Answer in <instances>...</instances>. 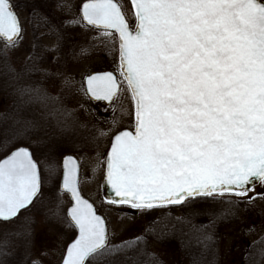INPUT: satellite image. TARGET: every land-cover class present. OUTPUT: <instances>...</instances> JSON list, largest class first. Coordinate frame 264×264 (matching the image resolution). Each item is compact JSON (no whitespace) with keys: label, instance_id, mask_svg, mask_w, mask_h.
Segmentation results:
<instances>
[{"label":"snow or ice","instance_id":"6c2138e0","mask_svg":"<svg viewBox=\"0 0 264 264\" xmlns=\"http://www.w3.org/2000/svg\"><path fill=\"white\" fill-rule=\"evenodd\" d=\"M81 0L74 25L95 30L92 37L118 53L116 71L84 76L82 90L112 110L111 123L132 118L131 129L112 137L105 181L113 195L104 202L140 211L191 204L197 198L227 197L233 208L264 199V0ZM13 0H0V55L7 58L23 39L24 28ZM61 9L70 0H58ZM129 12L134 24L129 23ZM31 15L35 18L37 9ZM49 23L46 17H41ZM59 53L64 37L50 26ZM36 46L34 45V48ZM88 49L81 48L80 55ZM46 57L34 51L25 74L73 78L41 67ZM58 59V57L56 58ZM55 62V61H54ZM15 72L14 68H10ZM19 73H17V76ZM39 89H22V92ZM130 102L125 108L124 100ZM36 125L24 121L14 134L27 137ZM100 136L107 135L103 130ZM17 145L0 158V222L11 223L42 202L45 188L52 207L49 218L75 232L60 264H160L137 248V241L111 242L107 222L81 192L80 163L73 155L58 161L49 152L37 159L33 145ZM251 193V195H250ZM65 194L70 198L65 207ZM235 215L224 211L216 219ZM31 217L18 236L31 235ZM193 230L210 225L184 221ZM205 239L211 240L210 235ZM131 253V254H130ZM8 242L0 243V264H10ZM20 264H42L27 246ZM46 255V254H42Z\"/></svg>","mask_w":264,"mask_h":264},{"label":"rangeland","instance_id":"374dc122","mask_svg":"<svg viewBox=\"0 0 264 264\" xmlns=\"http://www.w3.org/2000/svg\"><path fill=\"white\" fill-rule=\"evenodd\" d=\"M44 1L41 2L42 12L37 11L35 18L31 15L32 11L28 9L17 11L24 28L23 39L15 49L9 51L5 60L10 68L15 69L14 78L19 80V84L22 82L26 87L32 86L34 82L37 83L45 89L42 91L43 97L46 96L54 102L62 103L71 114L76 116L77 126L74 127V132L77 138L76 143L72 144L79 151L75 154L81 162L80 187L83 194L105 216L111 242L118 244L139 238L146 229L147 222L144 211L133 209L130 206L105 205L101 187L105 175L106 154L112 137L118 131L130 128L133 123L132 118L120 116L118 112L119 123L113 126L111 123L112 110L109 108L108 111H105L107 104L91 100L82 90L83 79L87 73L104 70L116 71L118 58L111 55L110 49H106L105 46L101 49L93 48L92 45L96 42L92 39L95 30H86L72 23L79 18L81 0H70L69 9H61L58 6V0ZM41 17H46L49 23H45ZM39 24L44 26L49 24L60 29L64 39L61 42L59 53L44 51L46 46L51 47L56 43V37H53L55 34H50V26L37 30ZM36 39L40 42L38 52H44L46 56L44 60L37 61V63L41 67L50 69L52 73L59 70L70 75L73 78L71 87L63 84L61 76H45L39 72L37 79L28 81L29 85L26 84L27 81L23 82V78H25L23 69L32 64L28 57L36 49V47L34 48ZM0 43L2 46L3 41ZM82 47L88 49L87 55H80ZM57 57L58 59H56ZM17 73H19L18 76ZM13 94H15L13 91H0V158L14 148L15 144L13 143L17 139L12 144L5 142L13 139L14 134L20 126H23L24 121H32L36 125L35 130L38 129L40 135L29 136L28 141L43 142L39 146L33 145V149L38 154L37 159L43 161L51 152V148L47 146L49 136L46 131L47 129H52L51 132L55 131L54 127L47 128L48 125L52 127V122L48 124L49 119L46 118V115H42L40 109L34 107L32 103L22 111L20 103L18 104ZM124 106L130 108V102L127 99L124 100ZM55 121L56 119H54ZM58 124L63 123L55 122L53 126ZM101 130L107 135L100 136ZM54 133L56 134V132ZM57 152L51 153L59 161L63 154H57ZM256 191H264V188L257 185ZM47 197L48 195L45 193L43 201L31 206L30 210L22 212L20 219L11 223L0 222V243L6 240L10 245L11 252L16 256L20 254L23 257L22 253L27 246L31 257L41 261L42 264H60L64 248L74 237V230L66 224L58 222L55 218L48 217L47 210L53 205ZM223 198V205H230L227 203V197ZM64 202L65 207L69 206L70 198L66 194ZM224 209L226 208L224 207ZM234 212L232 221L223 226L224 230L218 244V264H244V257L250 245L255 244L264 236V199H256L250 205L240 203L234 208ZM25 217L32 218L31 235L18 236L16 233L24 230ZM152 249L166 260V264L188 263V260L180 254L175 246L169 248L154 242Z\"/></svg>","mask_w":264,"mask_h":264},{"label":"trees","instance_id":"16d2710c","mask_svg":"<svg viewBox=\"0 0 264 264\" xmlns=\"http://www.w3.org/2000/svg\"><path fill=\"white\" fill-rule=\"evenodd\" d=\"M42 1L44 0H18L17 2L13 0V2L17 5H24L22 7H17V11H22L25 9L32 11L33 7H35L38 12H42ZM47 1L49 0L44 2ZM122 2L130 9L128 0H122ZM129 22L130 24H134V20L131 17L130 12ZM49 26L51 25L45 24L44 26L43 24H39V29L37 30L48 28ZM53 37L56 36L53 35ZM92 46L94 49H101L104 44L96 41ZM39 47L40 42L38 39H36V49H34L32 53L34 51L38 52ZM110 54L118 58V53L115 51V49H110ZM37 74L38 72L25 74L23 82L27 81L26 84H28V81L31 82V79H37ZM14 76L15 73L10 70V65L5 60V57L0 55V91H13L17 95L16 96L13 94L18 104L20 103L22 111H24V109L29 106L30 103H32L34 107H38L40 109L42 115H46V118L49 119L48 124H51L52 122V127H49L48 125L47 128L54 127L53 129L55 130L54 132H56V134L53 131H50L52 129H47L46 131V134L49 136L47 146L51 148V152L59 151L57 154L63 155L65 153H79L78 149L73 145L76 143L77 138L74 132V127L77 126L75 122L77 121L75 118L76 116L71 114V112H69L62 103L54 102L46 96L43 97L42 91H45V89L42 86L34 82V84L32 83V86L24 87V83L21 82L19 84V80L15 79ZM32 88L39 89L40 91L38 93L30 91L27 93L22 92V89ZM54 119H56L55 122L60 121L63 124L53 126V124H55ZM21 127L22 126H20V128ZM38 135H40L38 129L31 130L27 137L18 138L16 142L13 143L15 144L14 147L17 145H28L29 136ZM33 151L36 153L34 149ZM36 156H38L37 153ZM45 193L47 195L49 194V189L47 187L45 189ZM223 199V197H217L215 199L197 198V200L191 204L170 205L144 211L145 220L147 222L144 234L139 237V241H137L136 238L124 242L137 241V248L143 249L145 252L154 255L155 258L159 260L160 264H166V260L161 258L160 255L152 249V243L154 242L169 248L175 246L179 250L180 254L184 256L186 260H188L189 264H218V244L222 231L224 230L223 226L231 222L232 218H234V215H228L226 217L216 219L214 224L211 223L214 217L218 216L221 212L229 210L234 211L233 206L223 205ZM104 204L114 207L120 206L111 205L105 202ZM224 207L226 209H224ZM189 219L193 224L210 226L208 228L202 229L201 231H195L190 225L184 222ZM206 235H210L212 239H205ZM124 242L118 243L117 245H121ZM9 251L11 252L10 245ZM150 258L151 257L148 256L142 257V259L145 260V264H147V260ZM9 260L10 264H20V262L23 260V257L20 254L17 256L16 254H13ZM182 264H184V262H182ZM244 264H264V236L260 238L255 244L250 245L244 257Z\"/></svg>","mask_w":264,"mask_h":264},{"label":"water","instance_id":"95a60500","mask_svg":"<svg viewBox=\"0 0 264 264\" xmlns=\"http://www.w3.org/2000/svg\"><path fill=\"white\" fill-rule=\"evenodd\" d=\"M22 23V22H21ZM104 71H112V70H104ZM92 100H94V99H92ZM94 101H96V100H94ZM106 103V102H105ZM126 129V128H125ZM128 130H132L131 128H127ZM122 130H124V129H122ZM122 130H120V131H122ZM119 132V131H118ZM24 146H26V145H24ZM110 150V147H109V149H108V151ZM108 153V152H107ZM64 155H73V156H75L77 159H78V161H79V163H80V160H79V158H78V156L76 155V154H74V153H67V154H64ZM107 156V155H106ZM3 158V157H2ZM105 168H106V164H105ZM80 171H81V164H80ZM79 175H80V173H79ZM101 187H102V197H103V199L104 200H106L108 197H110V196H112L113 195V192H112V189H111V187L110 186H108L107 184H106V181H105V175H104V179H103V181H102V184H101ZM81 192H82V190H81ZM82 194H83V192H82ZM84 195V194H83ZM84 197L86 198V199H89V198H87L85 195H84ZM90 200V199H89ZM90 202H92L91 200H90ZM93 203V202H92ZM94 204V203H93ZM95 205V204H94ZM95 207H96V205H95ZM96 209H97V207H96ZM97 212H98V214L99 215H101L102 217H104L105 218V216L102 214V213H100L99 211H98V209H97ZM105 220H106V218H105ZM106 222H107V220H106ZM107 226H108V224H107Z\"/></svg>","mask_w":264,"mask_h":264},{"label":"bare ground","instance_id":"6f19581e","mask_svg":"<svg viewBox=\"0 0 264 264\" xmlns=\"http://www.w3.org/2000/svg\"><path fill=\"white\" fill-rule=\"evenodd\" d=\"M22 214V213H21Z\"/></svg>","mask_w":264,"mask_h":264}]
</instances>
